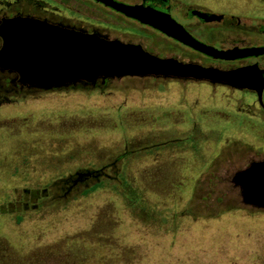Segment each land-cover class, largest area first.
Instances as JSON below:
<instances>
[{"label": "rangeland", "instance_id": "1", "mask_svg": "<svg viewBox=\"0 0 264 264\" xmlns=\"http://www.w3.org/2000/svg\"><path fill=\"white\" fill-rule=\"evenodd\" d=\"M43 1L99 16L75 0ZM181 1L251 20L264 9L258 0ZM100 17L162 50L185 51L114 14ZM233 100L223 86L126 77L38 93L0 111L12 124L0 131L7 171L26 160L36 174L117 160L111 172L122 166L125 178L88 195L80 185L21 223L0 218V264H264V210L243 205L231 182L249 153H264V135L217 130ZM5 192L0 186V202Z\"/></svg>", "mask_w": 264, "mask_h": 264}, {"label": "flooded vegetation", "instance_id": "2", "mask_svg": "<svg viewBox=\"0 0 264 264\" xmlns=\"http://www.w3.org/2000/svg\"><path fill=\"white\" fill-rule=\"evenodd\" d=\"M89 5H84L82 1L75 0L74 3H79L84 6V10H89V14L95 12L97 19L91 20L87 17L88 14L82 13L81 15L77 10L73 9V6H67L65 10L59 9L52 4L43 0H0V24L5 19L13 18L17 15L32 16L39 19H47L53 23H64L76 27L78 29H85L89 32H97L101 35H106L112 39H120L127 43H135L143 46L147 51L157 54L161 57H177L181 61H194L199 62L204 66H214L223 70H233L246 67H256L252 70L251 75L259 76L264 79V53L254 54L249 56L237 57L234 59L226 58H214L201 51L192 48L189 45L180 42L179 40L167 35L162 30L143 23L136 18L129 17L124 13L106 5L98 0H89ZM129 4H145L151 5L155 9L163 12H169L171 15L181 23L194 37L197 39L215 46L220 50H229L233 48H252V47H264V9H259L256 13L257 17L251 20V17L246 14H236L234 10L223 9H208L200 3H193L189 1L181 0H120ZM258 2L264 6V0H258ZM96 7L104 9L106 12L96 10ZM194 10H201L209 13H216L221 15L220 19L208 21L196 13ZM114 14L119 18H123L132 22L140 29L146 30L151 33H156L166 40L175 42L184 48L183 54H178L174 50H162L155 43H150V40L146 37L139 36L134 33L127 32L126 30L113 27L109 24V20H102L100 15ZM245 13V12H244ZM79 14V15H78ZM114 23L113 20H111ZM4 40L0 36V48L3 46ZM163 54V55H162ZM181 57L187 60H182ZM249 76V75H247ZM132 77V76H127ZM126 78V77H124ZM142 78V77H132ZM153 78L155 80L163 81H180V82H195L205 83L210 86H223L231 91L233 94V106L230 108L233 113L232 116L225 114L222 120L227 122V125H222V129L219 131L225 132L227 127L233 126V132L239 134L245 127V130L255 134L264 135V87L262 90V96L259 91L249 88H238L227 84H213L207 81H193V80H178V79H164L156 77H144ZM123 79V78H122ZM110 80L105 82L99 80L95 86L78 84L77 86H71L68 88H103ZM54 89V90H62ZM53 91V90H50ZM48 92L43 89L29 87L28 85H22L19 81L18 74L14 70L0 68V111L6 107L15 106L17 102L29 99L34 95ZM262 99V100H261ZM224 116V115H223ZM8 119L3 117L0 120V131L6 125H9ZM219 119V120H220ZM27 121V120H26ZM257 121V122H256ZM15 123V122H14ZM12 124H10V128ZM30 124L25 125L26 130L31 137ZM23 127V128H24ZM22 128V130H24ZM214 129V128H213ZM212 129V130H213ZM26 130H24L26 132ZM6 131H9L8 129ZM23 131V132H24ZM26 132V133H27ZM25 133V134H26ZM12 134V133H11ZM9 135V134H8ZM19 136V135H17ZM130 151H124L119 158H126ZM264 160V153L251 154L249 153L246 162L243 166L236 169L233 173L246 168L252 161ZM26 163V164H25ZM117 165V160L114 162H108L102 166H89L84 168L61 169L60 172L55 173H40L36 174L31 172L29 162L27 160L21 166H16L13 171H7L4 165V161H0V183L9 185V189L3 195V200L0 202V218L8 221H17L18 223L29 219V216L33 212L40 213L45 209L47 204L58 203L63 201L64 198H68L74 193L80 185H85L84 190L95 185L96 183H102V187L107 182L119 180L122 176L120 183L123 181L122 169L119 167L118 171L112 174V169ZM232 175V178H233ZM231 178V180H232ZM125 180V178H124ZM92 184L91 186H89ZM237 190L240 199L241 193L239 187L234 186ZM97 190V189H96ZM93 192V191H92ZM90 192V193H92ZM89 193V194H90ZM251 207V206H247ZM253 209H259L254 208ZM264 210V209H259ZM14 220V221H13Z\"/></svg>", "mask_w": 264, "mask_h": 264}, {"label": "water", "instance_id": "3", "mask_svg": "<svg viewBox=\"0 0 264 264\" xmlns=\"http://www.w3.org/2000/svg\"><path fill=\"white\" fill-rule=\"evenodd\" d=\"M98 1L214 58L234 59L264 53V47L220 50L194 37L171 13L151 5ZM193 13L208 21L221 18L219 14L201 10ZM0 36L4 40L0 68L14 70L22 85L46 91L78 84L95 86L99 80L127 76L207 81L255 89L261 96L264 87L263 78L251 75L256 67L223 70L177 57H161L140 44L32 16L5 19L0 24ZM231 182L239 187L243 205L264 209V160L252 161L235 172Z\"/></svg>", "mask_w": 264, "mask_h": 264}, {"label": "trees", "instance_id": "4", "mask_svg": "<svg viewBox=\"0 0 264 264\" xmlns=\"http://www.w3.org/2000/svg\"><path fill=\"white\" fill-rule=\"evenodd\" d=\"M100 186H102V183H96L95 185L85 189L83 193L84 194H89L90 192L95 191Z\"/></svg>", "mask_w": 264, "mask_h": 264}, {"label": "crops", "instance_id": "5", "mask_svg": "<svg viewBox=\"0 0 264 264\" xmlns=\"http://www.w3.org/2000/svg\"><path fill=\"white\" fill-rule=\"evenodd\" d=\"M0 186H5V184H3V183H0ZM8 187H10L9 185H6V191H7V189H9ZM5 194V193H4ZM3 194V195H4ZM14 221V220H13ZM16 222V221H15Z\"/></svg>", "mask_w": 264, "mask_h": 264}]
</instances>
